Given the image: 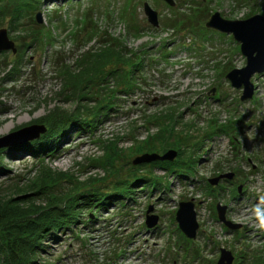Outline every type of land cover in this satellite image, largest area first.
<instances>
[{
    "label": "rangeland",
    "instance_id": "rangeland-1",
    "mask_svg": "<svg viewBox=\"0 0 264 264\" xmlns=\"http://www.w3.org/2000/svg\"><path fill=\"white\" fill-rule=\"evenodd\" d=\"M172 1L174 6L163 0H44L37 11L41 23L36 24L44 28L30 46L26 19L17 30L7 22L0 24L15 48L0 51V139L31 126L46 131L52 127L46 115L56 109L72 119L81 117L68 121L61 132L55 128L53 136L40 137L45 132L36 135L38 130H31L0 143V211L11 205L6 223L24 221V232L38 233L20 264H217L221 249L231 253L232 264H264V73L251 78L253 97L241 101L242 89L225 78L245 66L240 44L231 35L205 28L215 12L226 20L264 16V0ZM145 2L157 13V27L147 21ZM126 5L128 12L120 17ZM56 10L66 26L52 20ZM83 15L87 21L75 29L74 18ZM174 19L175 27H167ZM129 22L138 34L128 30ZM93 28L96 36L87 41ZM73 31L79 34L76 42ZM110 38L139 56L143 64L136 72L138 81L133 79L130 85L136 86L126 92L118 85L116 92L100 95L110 98L113 110L104 113L90 104L85 111V102L75 100L77 91L64 86L69 79L57 71L63 64L75 65L87 51H100L99 42ZM137 55L133 60L138 61ZM15 63L17 72L12 71ZM110 68L104 64L101 71ZM71 70L72 76L78 73ZM87 120L95 122L94 129L77 126ZM149 137L161 145L146 149ZM41 139L46 151L39 149L42 144L36 147ZM106 140L116 144L118 154L107 153ZM169 151L177 155L168 162L180 158L183 171L191 175L164 173L152 168L153 162L133 164L144 154ZM228 173L233 174L231 180L210 186V179ZM150 178L151 184L159 178L161 185L150 191ZM48 184L51 187L43 190ZM237 187L241 193L235 195ZM109 190H127L126 199L110 198L95 208L89 202L95 198L80 197L86 192L112 194ZM55 195L60 199H53ZM60 201L63 207L55 204ZM181 202L194 204L198 229L192 240L175 221ZM217 204L226 206L225 220L241 228L225 227L217 219ZM56 205L66 221L71 214L76 223L53 221ZM150 206V214L158 216L152 229L145 226ZM52 222L61 228L40 231Z\"/></svg>",
    "mask_w": 264,
    "mask_h": 264
},
{
    "label": "trees",
    "instance_id": "trees-1",
    "mask_svg": "<svg viewBox=\"0 0 264 264\" xmlns=\"http://www.w3.org/2000/svg\"><path fill=\"white\" fill-rule=\"evenodd\" d=\"M44 0H0V24L3 22H7V25L9 26V28L11 30L16 29V27H18L19 25H22L20 22H22V19H26V22H29V28L31 29V37H28L30 40V44L28 46H30L31 44L35 43L36 41H38L39 38V34L41 32V29L43 28H39L41 26H36V24H38L36 22V20L34 19L35 14H37L40 9V4L43 2ZM70 1V0H69ZM128 4V3H127ZM128 6L126 5L125 8H122V12L120 13V17L128 12ZM57 10L55 11V15L52 18V20L58 21L60 23V26H66V22L65 20L60 16V14H57ZM52 21V22H53ZM87 21L86 19V15H83L82 18H74L73 20V26H75V29H81L80 26H78V23H85ZM89 23H91V21L93 20H88ZM51 22V19H50ZM178 21L177 20H169L166 24L167 27H175L176 23ZM127 28L129 31H131L132 33H137L138 29L136 28V26H134L132 24V22H129L127 25ZM24 29V28H23ZM85 27L83 28V31L85 32ZM92 30V29H91ZM90 33L88 32L87 35V41H90L92 39H94V36H96L95 34V30L93 28V31ZM76 31H73L71 33V37L73 38V41H78V37L76 34ZM86 33V32H85ZM138 34V33H137ZM49 35L47 34L44 37V42H46V40L48 39ZM26 36L24 38H22V42L20 44L24 45V42L26 40ZM101 49L100 51H87L86 53H84L82 56H80V59L78 62V64L75 63L72 64L71 67H68L66 65L63 64V66H60V69L57 71L58 75H63L66 79H69L68 81L64 82V86L65 87H73L75 91H77L78 95L75 100H77V103H84L86 104V108L85 111H87L90 107V104H97L100 106V109H103V112L105 113L108 109H112L115 108V106L113 105L112 102H110V98H101L102 96H100L101 94H105L108 91H110V93H114L117 91V86L118 85H123L122 90L124 92H126L127 90H130L132 87H134V85L136 86V84H134L131 87V83L133 81V79L136 81H138V78L136 77V72L139 70H141L142 64L139 60V56L135 53L132 52V50L128 49L127 46L125 45H121V42L119 40H117L116 38H110L108 40L105 41H101L99 42ZM22 45V46H23ZM21 46V48H22ZM144 50H141V53ZM137 55V60L135 61L133 60V57ZM58 61H55V63ZM19 63V62H18ZM110 65L112 66V68L109 69V71L103 73L101 71V67L104 65ZM124 66V67H123ZM126 67V68H125ZM75 68L78 70V73L75 76L70 75V72L72 71L71 69ZM123 68L126 69V73L124 74ZM19 67H17V63L13 64L12 66V71H18ZM120 72V73H119ZM16 74V73H15ZM65 79V80H66ZM76 79V81L74 80ZM137 83V82H136ZM72 90V89H71ZM109 95V94H108ZM114 96V94H113ZM112 96V97H113ZM72 97V96H69ZM74 99V98H73ZM102 99V100H101ZM103 102L104 104H100L101 102ZM88 108V109H87ZM81 109V108H80ZM59 110V109H56ZM50 111L46 117L49 118V120L51 121L50 124L52 125V127H47L45 134H43L40 137H45L49 134L50 136H53L54 133V129L56 128V132H61L63 131L64 128L67 127V123L68 121L72 122L75 120H80L81 121V117L80 114L78 116H76L74 119H72V115H68L61 113V112H57V111ZM84 111V112H85ZM102 112V113H103ZM101 115L100 111L95 114L94 118L97 117V123L101 120ZM106 115V114H105ZM83 117V116H82ZM104 118V117H103ZM96 121V120H95ZM85 124H77V126L82 127V129H94L95 128V122L93 121H82ZM151 122V121H150ZM72 125V123H71ZM220 131H222L221 129H219ZM159 136V134H156L155 136L152 137H156ZM154 138H150L147 140V144H146V149H149L150 147H158L161 144L157 143L156 144L152 141ZM159 138L156 139V141ZM42 140V139H41ZM102 140V139H101ZM100 141V140H98ZM107 142L104 143V145L106 146V150L107 153L109 155H116L118 154V151L116 149V144L111 141V140H106ZM47 142V141H46ZM33 144V143H30ZM42 144V145H40ZM37 148L39 146V149L42 151H46L47 145L44 142V140H42L40 143L37 142L36 144ZM45 146V147H44ZM45 149V150H44ZM180 159V158H179ZM177 160L173 163H169V162H153L152 164H150L152 166V168L155 167H160L161 169H163L164 173L170 172V173H174L175 175H177V177L180 178H187L189 175H191V171H183V166H184V162H181L180 160ZM187 160H189V158H187ZM193 160V159H192ZM191 160V162H192ZM110 164L106 163V167H109ZM137 168V167H136ZM156 181H154V183H150L151 178L148 180V182L146 184H148V186L150 187V191L151 190H155L158 188L159 185H161V181L159 178H155ZM123 182V181H122ZM163 182V181H162ZM127 185H132L130 184L128 181H126ZM165 182H163L164 184ZM51 184V182H50ZM59 184V183H58ZM57 184V185H58ZM169 187V185H167ZM51 186L46 185V187H43V190H46L47 188H49ZM164 187V185H163ZM148 188V187H147ZM209 190L212 191L213 188H211L208 185ZM164 189V188H163ZM165 190V189H164ZM112 194H96L94 192V194H88V192L84 193V195H81L80 197H83L84 199L86 198H90L92 196V199L89 202L92 204L91 206L97 208L99 207V205H104L106 203L107 200H110V198L113 197H122L121 199H126L127 196V190H125L122 193H117V191H112ZM149 193H153L150 192ZM115 193V194H114ZM233 194L237 195L238 191L237 188L234 189ZM50 199H52V197L50 196ZM53 199H55L56 201L60 199L59 196H54ZM60 202H57L55 204H57L58 206H60ZM14 204V203H13ZM86 204V203H84ZM57 205L54 207L53 211L56 214L53 218V221L55 222H59L60 219L63 220V225H71V224H75L76 222L73 221V217L71 216V220L70 221H66L65 220V214L63 213V210L57 211ZM88 205V204H87ZM63 207V206H60ZM11 215V205H8L6 203V206L3 208V210L0 211V264H20V259L24 256H28L31 252L30 249L32 248L31 244L32 242L38 238V233L35 235L34 233L35 231H30V235L27 232H24V229H22V222H18L15 226L14 224H9L6 223L7 221V217H10ZM26 215V214H25ZM25 215L20 214V217H23ZM69 215V214H67ZM96 217V215H94ZM65 217V218H63ZM4 224H7L6 226H4ZM58 225V224H57ZM57 225H55L53 222L52 224H49L47 226H42V228L40 229V231L43 229V231L46 229V227L48 228L47 233L51 232V231H57L59 228ZM58 227V228H57ZM69 227V226H68ZM35 235V237H34ZM32 237V238H30ZM22 264L25 263V261L21 262Z\"/></svg>",
    "mask_w": 264,
    "mask_h": 264
},
{
    "label": "water",
    "instance_id": "water-1",
    "mask_svg": "<svg viewBox=\"0 0 264 264\" xmlns=\"http://www.w3.org/2000/svg\"><path fill=\"white\" fill-rule=\"evenodd\" d=\"M169 6H174L175 3L172 0H163ZM143 12L147 17V21L153 27L158 26L157 13L149 6L148 3L143 4ZM36 22L41 23L40 14L36 16ZM207 29L217 31L222 34L232 35L231 37L235 42L239 43V52L245 58V66L241 69H233L228 72L225 78L230 82L231 86L236 89H242V96L240 100L251 99L255 90V86L251 82L253 75H261L264 73V16L254 15L243 20H226L220 16L218 12L213 13L208 21L205 23ZM13 50L15 48L13 43L6 37L5 30H0V51ZM38 130V133H44L45 128L31 126L24 128L17 132L11 133L8 137L0 139V143L5 142L10 137H14L17 134H21L26 131ZM28 137L27 139L31 140ZM7 144L4 143L3 146ZM0 146H2L0 144ZM177 153L175 151H169L166 154L159 156L157 154H144L137 157L133 164L140 163H152L155 161L168 162L173 161ZM232 173L221 175L217 178L210 179L208 182L211 186H216L220 179L231 180ZM241 192V188H238V193ZM153 211L152 207H148L145 217V226L148 229H152L157 225L158 216L150 214ZM217 219L223 223L225 227L231 230H237L241 228L239 224H232L225 220L226 206L216 205ZM175 221L177 222L179 230L187 239H194L198 229V223L196 222V215L194 212V204L192 202H181L178 204V209L175 213ZM233 257L227 250L221 249L220 256L217 264H232Z\"/></svg>",
    "mask_w": 264,
    "mask_h": 264
},
{
    "label": "bare ground",
    "instance_id": "bare-ground-1",
    "mask_svg": "<svg viewBox=\"0 0 264 264\" xmlns=\"http://www.w3.org/2000/svg\"><path fill=\"white\" fill-rule=\"evenodd\" d=\"M141 188H144V187H141ZM206 190L209 191V192L212 194V191L209 190V188H207ZM139 191H140V190H139ZM113 198H114V199H118V200H120L122 197H119V196H118V197H113Z\"/></svg>",
    "mask_w": 264,
    "mask_h": 264
}]
</instances>
